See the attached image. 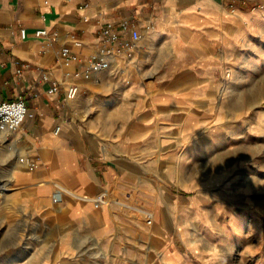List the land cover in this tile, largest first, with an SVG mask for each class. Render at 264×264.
<instances>
[{
    "label": "crops",
    "instance_id": "obj_1",
    "mask_svg": "<svg viewBox=\"0 0 264 264\" xmlns=\"http://www.w3.org/2000/svg\"><path fill=\"white\" fill-rule=\"evenodd\" d=\"M262 22L264 0H0V100L22 98L29 109L17 132L0 137V229L8 230L0 245H9L8 259L185 264L184 250L202 243L207 206L205 189L176 186L188 179L176 166L203 165V134L223 115L217 73ZM123 23L142 36L133 58L74 79L97 57L102 29ZM40 29L59 40L36 38ZM64 46L74 60L60 58ZM74 82L80 92L66 102L62 88ZM54 83L62 87L52 94ZM102 192L152 207L154 225L133 219L130 205L95 208L81 198Z\"/></svg>",
    "mask_w": 264,
    "mask_h": 264
},
{
    "label": "rangeland",
    "instance_id": "obj_2",
    "mask_svg": "<svg viewBox=\"0 0 264 264\" xmlns=\"http://www.w3.org/2000/svg\"><path fill=\"white\" fill-rule=\"evenodd\" d=\"M224 62V70L217 73L222 85L216 100L223 115L209 119L203 134L208 142L202 150L203 165L193 161L189 172H184L188 166H176L181 176L188 173V179L177 181L176 186L195 187V193H200L196 189H205L203 200L207 206L202 243L195 245V250H184L188 258L185 264H264V22L236 52L226 54ZM249 125L253 133L247 135L244 127ZM239 132L240 144L236 140ZM200 175L202 181L196 179ZM113 202L130 205L133 219L145 223L141 212L145 211L156 220L153 208L138 203L136 197L124 200L110 193L104 204ZM20 203L18 197L17 205ZM25 215L16 214L18 219ZM6 231L0 229V236H5ZM193 240L200 241L195 236ZM8 252L9 245H0V264H15L8 259Z\"/></svg>",
    "mask_w": 264,
    "mask_h": 264
},
{
    "label": "built area",
    "instance_id": "obj_3",
    "mask_svg": "<svg viewBox=\"0 0 264 264\" xmlns=\"http://www.w3.org/2000/svg\"><path fill=\"white\" fill-rule=\"evenodd\" d=\"M22 37H26L25 30L21 32ZM34 36L36 38H47L52 41L59 40L58 32H50L47 29H40L35 31ZM100 40L103 43L98 49L97 57L92 60L81 72H77L73 75L74 79H78L82 76L98 75L101 72L109 70L114 62H117L121 58L131 60L134 54V47L141 41L142 36L139 32L130 29L126 23L121 25L120 30H116L111 24L106 25L100 35ZM76 46H80L79 42L75 43ZM60 58L63 60H74L71 49L64 46L60 51ZM69 76V74H68ZM229 76V75H228ZM44 81H49V77L44 75L42 77ZM60 83H54L49 89V93H57L61 89ZM64 93V100L66 102L74 100L79 92L80 87L78 83L74 82L68 85L66 88H62ZM29 109L24 99L1 101L0 100V137L7 138L11 134L17 132L24 124ZM61 132V127L56 128V134ZM31 167H35L34 164H30ZM55 196L60 198L58 191L55 192ZM83 200L91 201L95 208H99L107 201V193L102 192L96 197L84 195L81 197ZM144 212L146 217L145 223L151 227L154 223V216L151 212Z\"/></svg>",
    "mask_w": 264,
    "mask_h": 264
}]
</instances>
